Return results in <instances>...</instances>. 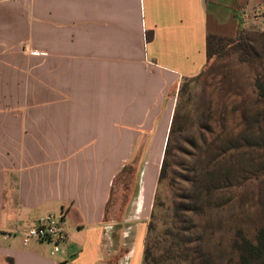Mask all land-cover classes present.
I'll return each mask as SVG.
<instances>
[{"label": "crops", "instance_id": "obj_1", "mask_svg": "<svg viewBox=\"0 0 264 264\" xmlns=\"http://www.w3.org/2000/svg\"><path fill=\"white\" fill-rule=\"evenodd\" d=\"M264 0H0V264H142L173 93ZM164 140V142H163ZM165 146V144H164ZM148 151L141 190L112 203ZM64 213V252L22 231Z\"/></svg>", "mask_w": 264, "mask_h": 264}, {"label": "trees", "instance_id": "obj_2", "mask_svg": "<svg viewBox=\"0 0 264 264\" xmlns=\"http://www.w3.org/2000/svg\"><path fill=\"white\" fill-rule=\"evenodd\" d=\"M255 35L252 40L240 29L234 37L207 36L208 65L213 58L236 51L257 75L249 95L241 94L238 101L221 99L215 106L210 100L204 105L200 127L209 133L204 137L200 132L204 160L191 166L187 187L175 202L163 251L169 264H264V32ZM197 76L186 78L180 92ZM180 118L177 104L160 167V184L172 170L174 141L182 130ZM236 194L239 198L234 202ZM231 203H238L240 211L223 214ZM249 218L252 234L244 222ZM153 228L149 222L142 264L157 260Z\"/></svg>", "mask_w": 264, "mask_h": 264}, {"label": "rangeland", "instance_id": "obj_3", "mask_svg": "<svg viewBox=\"0 0 264 264\" xmlns=\"http://www.w3.org/2000/svg\"><path fill=\"white\" fill-rule=\"evenodd\" d=\"M256 32H264V7L261 8V6L254 8L243 26V33L250 36V38L252 37V40L256 38ZM256 73V69L249 65V63L240 60L239 52L229 51L227 54L213 58L195 80L186 82L187 88L184 91L180 92V86L174 91L172 95L174 103L173 113L167 125L169 130L166 138L170 132L177 104H179L182 130L174 141L171 158L172 170L162 184L158 182V178L166 142L162 143L161 149L154 151L155 172L157 176L155 177L152 202L147 218L148 223L152 222L154 227L151 237L157 260L152 264H169L163 257L165 256L163 251L166 246L165 232L169 227H172L175 202L179 201L178 196L187 187L186 179H188L191 166L196 161L200 163L202 159L204 160V156L201 155L202 152L199 149L203 144V137L200 135V132L203 131L204 137L205 135H207L206 137L209 136L207 131L202 130V122H200L204 105L206 106L210 100L214 101L215 106V103L221 99L231 102L233 100L238 101L241 98V94L249 95V86L253 85ZM147 153L148 151H141L140 159L128 163L123 172L117 177L111 204H117L121 208L115 213H111L112 217L121 219L124 216L123 207H127L133 200V196L141 190ZM245 193L249 202V186H247ZM238 198L239 196L236 194L234 202ZM237 204L231 203L223 214H236L240 211V206ZM256 209L253 208V210ZM251 221L252 218H249V222L244 221L249 234H252L254 231Z\"/></svg>", "mask_w": 264, "mask_h": 264}, {"label": "built area", "instance_id": "obj_4", "mask_svg": "<svg viewBox=\"0 0 264 264\" xmlns=\"http://www.w3.org/2000/svg\"><path fill=\"white\" fill-rule=\"evenodd\" d=\"M22 233L25 242L30 239L46 241L53 245V253L64 252V244L68 238L65 214L49 213L43 215L26 227Z\"/></svg>", "mask_w": 264, "mask_h": 264}]
</instances>
